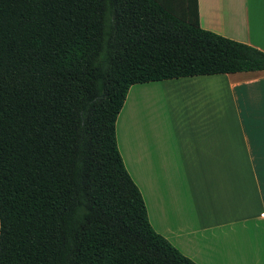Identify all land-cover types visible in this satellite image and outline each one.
Here are the masks:
<instances>
[{"label":"trees","instance_id":"1","mask_svg":"<svg viewBox=\"0 0 264 264\" xmlns=\"http://www.w3.org/2000/svg\"><path fill=\"white\" fill-rule=\"evenodd\" d=\"M264 71L198 0H0V264H196L118 148L130 88Z\"/></svg>","mask_w":264,"mask_h":264},{"label":"crops","instance_id":"2","mask_svg":"<svg viewBox=\"0 0 264 264\" xmlns=\"http://www.w3.org/2000/svg\"><path fill=\"white\" fill-rule=\"evenodd\" d=\"M198 9L204 30L264 51V0H198ZM214 76L229 98L216 105L222 121L213 123L199 124L192 113L189 121L144 122L156 92L141 93V105L123 117L132 86L117 119L118 148L151 226L184 256L196 264H264V71ZM203 77L213 76L157 82Z\"/></svg>","mask_w":264,"mask_h":264},{"label":"rangeland","instance_id":"3","mask_svg":"<svg viewBox=\"0 0 264 264\" xmlns=\"http://www.w3.org/2000/svg\"><path fill=\"white\" fill-rule=\"evenodd\" d=\"M222 81L223 78L220 76H213L203 77L193 84L155 82L150 84L152 86L136 85L130 90L123 117L127 115L130 109H137L141 105V93L145 92L149 96L156 92V97H148L145 103L150 106V111L144 122L147 119L155 123L189 121L191 113L198 116L199 121L197 123L199 124L221 122V116L216 120L214 110L216 105L219 102L221 103L222 97H225L224 95H226L227 104L229 98V87H226V84ZM180 87H188V89H186L187 91L178 90ZM250 91L251 102L256 104L259 100L256 89L250 88ZM135 99L137 103H135ZM131 120L132 123L137 124L136 115L128 116V122ZM121 125L122 123L119 125L120 131L122 130Z\"/></svg>","mask_w":264,"mask_h":264}]
</instances>
